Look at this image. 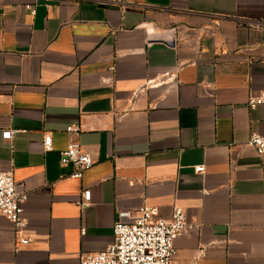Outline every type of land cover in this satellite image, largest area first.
Wrapping results in <instances>:
<instances>
[{
  "label": "crops",
  "instance_id": "crops-1",
  "mask_svg": "<svg viewBox=\"0 0 264 264\" xmlns=\"http://www.w3.org/2000/svg\"><path fill=\"white\" fill-rule=\"evenodd\" d=\"M263 23L264 0H0V168L27 196L22 229L0 217V264H78L141 208L192 225L172 264H264V156L246 144L264 133L246 106ZM71 140L93 160L80 179L59 164Z\"/></svg>",
  "mask_w": 264,
  "mask_h": 264
},
{
  "label": "built area",
  "instance_id": "built-area-1",
  "mask_svg": "<svg viewBox=\"0 0 264 264\" xmlns=\"http://www.w3.org/2000/svg\"><path fill=\"white\" fill-rule=\"evenodd\" d=\"M261 33L264 38V23ZM262 105L264 93L247 99L249 110ZM79 132L78 127L69 126L65 129V133L70 136H76ZM16 133L5 131L2 138L9 140ZM246 144L257 156H264V133L250 135ZM42 147L44 152L51 151L50 133H44ZM58 155L60 166H72L73 171L69 174L71 179H80L82 173L93 165L91 156L81 149L76 140L69 141L66 149ZM203 170V166L194 168L195 173H202ZM26 199V194L16 192L12 170L0 168V217L12 223L16 231L25 226L21 212ZM89 200V191H82L80 205L85 206ZM125 218L126 214H120L119 220L113 225L111 245L99 253L81 255L78 264H172L174 241L192 228L178 208L173 209L168 220L158 218L154 208L139 209L130 222H123ZM26 243L25 240L21 241V244Z\"/></svg>",
  "mask_w": 264,
  "mask_h": 264
}]
</instances>
